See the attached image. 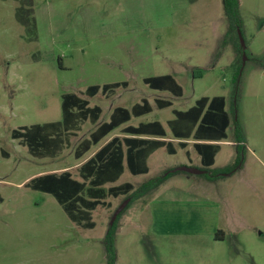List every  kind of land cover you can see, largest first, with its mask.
Segmentation results:
<instances>
[{
	"label": "rangeland",
	"instance_id": "rangeland-1",
	"mask_svg": "<svg viewBox=\"0 0 264 264\" xmlns=\"http://www.w3.org/2000/svg\"><path fill=\"white\" fill-rule=\"evenodd\" d=\"M239 1L245 47L240 37L226 35L223 0H0V264H107L104 239L128 195L106 198V205L91 210L94 227H84L52 193L32 187L33 177L50 172L69 170L81 179L84 160L74 151L97 124L85 121L54 157L33 156L12 137L21 126L62 120L65 93L101 106V122L109 120L115 106L130 108L146 98L153 110L133 117L134 125L153 120L166 124L174 108L187 109L203 95L225 96L232 125L214 168L235 162L237 150L229 143L235 139L237 117L247 149L229 183L236 190L233 209L249 227L221 250L234 252L233 264H264V0ZM167 73L182 85V96L143 81ZM122 81L128 86L94 96L85 93L90 85ZM156 99L173 105L159 108ZM184 151L178 148L173 155L161 148L149 158L148 174L133 175L126 168L116 184L129 181L138 187L166 166L186 160ZM192 153L196 159L198 154ZM127 206L117 222L116 264H164L165 256L171 264H185L191 247L182 240L156 249L144 198ZM203 253L221 251L214 254L210 247ZM210 264L223 261L214 256Z\"/></svg>",
	"mask_w": 264,
	"mask_h": 264
},
{
	"label": "trees",
	"instance_id": "trees-1",
	"mask_svg": "<svg viewBox=\"0 0 264 264\" xmlns=\"http://www.w3.org/2000/svg\"><path fill=\"white\" fill-rule=\"evenodd\" d=\"M224 12L228 21V34L236 35L239 40L238 29L242 31L243 18L240 12L239 0H223ZM232 35V36H233ZM241 65V64H240ZM242 70V66L239 67ZM236 79V91L240 81V74ZM143 81L156 90L170 91L177 96L183 94V87L170 73L156 76L144 77ZM119 86H128L127 81L106 83L104 85H90L85 93L94 96L99 91L104 94ZM237 92L233 103V112L236 114ZM226 98L223 95L215 97L203 96L199 98L194 106L186 111L175 110L176 118L169 122L174 133L179 136H190L194 126L198 128L195 136H205L213 140H221L227 137V128L230 125V112L226 109ZM90 101L77 93H65L62 100V120L46 123H35L30 126H21L12 131V137L22 141L28 147L29 152L36 157H54L67 145L68 137L80 129L81 123L90 120L96 124L102 114L99 105L90 106ZM172 102L167 99H157L159 108L170 106ZM153 109L150 101L146 98L141 103H135L132 108L117 106L109 121L101 122L93 130L89 137L82 139L76 146L74 155L77 159L82 158L89 152L92 146L98 144L106 135L124 122L129 121L132 116H140L151 112ZM126 130L131 134L148 136H165L166 130L160 121L141 123L138 127L128 126ZM180 130V132H179ZM235 138L237 142V156L234 164L222 168L208 169L204 175L208 179L223 178L236 172L242 167L245 159L246 147L242 142L246 141L245 134L236 117L234 122ZM186 137V138H187ZM128 143L127 153L124 152L122 141L119 136L114 137L97 152L89 157L79 166L81 179L75 178L71 171L65 170L61 173H45L32 178V187L52 193L63 206L69 217L84 227H94L91 221V210L100 204L106 205L109 196L118 197L128 195L130 199L128 206L135 200L146 195L161 185L170 176L186 171L169 169L164 173L154 176L136 187L131 182L106 186L107 183L116 182L125 169V160L129 170L133 174L147 173L149 167L147 158L155 149L167 145L170 152L173 151L171 142L162 139L126 138ZM197 150L202 155L206 167L214 163V157L219 149L218 144L199 143ZM5 153L4 150L2 151ZM6 154V153H5ZM127 206V207H128ZM120 212L114 222L107 230L104 243L107 251V264H116V236L117 222ZM216 238H222L216 234Z\"/></svg>",
	"mask_w": 264,
	"mask_h": 264
},
{
	"label": "crops",
	"instance_id": "crops-1",
	"mask_svg": "<svg viewBox=\"0 0 264 264\" xmlns=\"http://www.w3.org/2000/svg\"><path fill=\"white\" fill-rule=\"evenodd\" d=\"M203 96H207V95H203ZM203 96H200L199 98ZM199 98L196 99L195 104ZM195 104H193L192 106H194ZM156 105H157V99H156ZM172 105L173 103L170 106ZM192 106H190L189 108H191ZM116 107L117 106H115L114 109ZM131 108L132 107H130V109ZM189 108L187 109L174 108L173 109L174 117L172 119L167 120L166 124L160 121L166 130L165 136H148V135L129 133L126 130L128 126L138 127L141 123H146V122H140L137 125L131 124L130 121L132 120V118L142 117L144 115H147L148 113L140 116H132V118L129 121L124 122L123 124L116 127L108 135H106L98 144L92 146L95 147V150L92 151L88 157L83 158L92 150V148L80 159L84 160L83 162H85L102 146H104L106 143H108L116 136H119L121 138L122 147L125 153H127V148L129 145L128 143L125 142L126 138L162 139L168 143L171 142L172 144L171 146L173 147L174 152H170L168 150L167 145L161 146L155 149L154 151H152L147 158V165L149 167L147 173L133 174L128 168L127 159L125 160V169L127 168L133 175L148 174L150 172L149 158L151 157V155L155 154V152H157V150L161 148H165L169 154H173V155L177 154L178 148H181L185 150L184 152L187 156L186 160L177 161L174 162L173 164H170V166H166L167 168H165V170L162 173H164L169 169H174L182 165L192 166L204 170L215 169L214 167H217L215 165L217 163L218 154L221 151L224 140L227 139L228 137V129L232 124L230 122V125L227 128V137L221 140H218V138H213V140L211 139L209 140L207 139V137L202 135L195 136V132L198 128L197 124L194 126L192 130V134L190 136L187 137V136L176 135V133H174L172 127L170 126L169 122L176 118L175 110L186 111ZM226 109H227V103H226ZM112 113L110 114V118ZM100 119L96 123L97 125L101 123ZM153 121H158V120H153ZM147 122H151V121H147ZM83 123H81V125ZM81 125H80V129L82 127ZM95 128L93 130H95ZM79 130H76L75 133ZM199 143H213L219 145V149L214 157V163L208 167L204 165V162L202 160V155L196 148V144ZM242 143L245 145L247 149L246 141ZM229 144L236 147L237 146L236 138L234 139V141H230ZM192 151H195L198 154L194 156L196 157V159L190 157V155L193 154ZM234 159H236V157ZM235 174L236 172L229 174L223 178L212 180V179H208L204 175V173L195 174L189 172L188 173L180 172L170 176L157 188L153 189L146 195L137 199V200L140 199L143 200L144 198L145 202H147L149 205L148 211L150 210L152 214V219H153L152 228L154 232L153 237L157 243L156 249L158 251H162L163 248H167L169 247V245H173L175 241L179 239L182 240L185 245L191 247V253H187L185 255V259H184L185 264H210L214 256L215 258L218 259V261L219 259H221L223 261V264H233L235 262L234 252L231 250V254L226 255V253H224L221 249L225 248L224 246L225 244L232 241L230 238L240 235L241 230L249 227L248 223L243 224L239 221L238 215L233 209V200L236 190L234 189V184L229 183V181L231 182ZM117 181L114 183H107L106 186L109 187L111 185H117L116 184ZM224 184L228 185V187H224L223 186ZM216 234H219V236L222 238H216ZM210 247L213 248L214 254H216L217 251H221V253L213 256L204 254L203 250L208 249ZM238 252L239 249L237 250V253ZM200 254L203 255L201 256ZM170 260H171L170 257L165 256L163 257L162 262L164 264H171L169 262Z\"/></svg>",
	"mask_w": 264,
	"mask_h": 264
},
{
	"label": "water",
	"instance_id": "water-1",
	"mask_svg": "<svg viewBox=\"0 0 264 264\" xmlns=\"http://www.w3.org/2000/svg\"><path fill=\"white\" fill-rule=\"evenodd\" d=\"M238 33H239V37L241 39L242 47H245V42H244L243 37H242L241 29H238ZM173 170L186 171V172L195 173V174L204 173L206 171L204 169H199V168H196V167H191V166H186V165H182V166L176 167ZM129 201H130V199L127 198L123 202V204L115 211V213H114V215L112 217V220H111V224L114 223V221L117 218L118 214L126 207V205L129 203Z\"/></svg>",
	"mask_w": 264,
	"mask_h": 264
}]
</instances>
